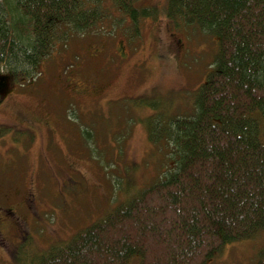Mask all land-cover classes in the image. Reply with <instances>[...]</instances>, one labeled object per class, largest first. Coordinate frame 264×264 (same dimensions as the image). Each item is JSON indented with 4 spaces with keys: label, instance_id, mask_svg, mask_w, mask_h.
Wrapping results in <instances>:
<instances>
[{
    "label": "rangeland",
    "instance_id": "obj_1",
    "mask_svg": "<svg viewBox=\"0 0 264 264\" xmlns=\"http://www.w3.org/2000/svg\"><path fill=\"white\" fill-rule=\"evenodd\" d=\"M169 1H137L135 23L106 0L96 8L110 15L58 38L35 80L9 78L0 94V264L38 259L174 171L163 131L194 114L219 43L168 16ZM262 250L264 231L207 264H258Z\"/></svg>",
    "mask_w": 264,
    "mask_h": 264
},
{
    "label": "trees",
    "instance_id": "obj_2",
    "mask_svg": "<svg viewBox=\"0 0 264 264\" xmlns=\"http://www.w3.org/2000/svg\"><path fill=\"white\" fill-rule=\"evenodd\" d=\"M137 1H3L0 75L35 80L58 38L96 28L110 15L105 2L137 23ZM167 13L196 22L219 43L194 114L172 119L163 131L174 171L22 264H129L135 257L140 264H207L225 246L264 231V0H170ZM5 131L0 127V136ZM157 135L152 128L153 142Z\"/></svg>",
    "mask_w": 264,
    "mask_h": 264
},
{
    "label": "water",
    "instance_id": "obj_3",
    "mask_svg": "<svg viewBox=\"0 0 264 264\" xmlns=\"http://www.w3.org/2000/svg\"><path fill=\"white\" fill-rule=\"evenodd\" d=\"M9 78V76L0 75V94H2L3 90H8L7 82Z\"/></svg>",
    "mask_w": 264,
    "mask_h": 264
},
{
    "label": "flooded vegetation",
    "instance_id": "obj_4",
    "mask_svg": "<svg viewBox=\"0 0 264 264\" xmlns=\"http://www.w3.org/2000/svg\"><path fill=\"white\" fill-rule=\"evenodd\" d=\"M170 2V1H169Z\"/></svg>",
    "mask_w": 264,
    "mask_h": 264
}]
</instances>
